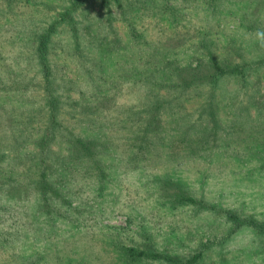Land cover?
I'll use <instances>...</instances> for the list:
<instances>
[{
    "label": "rangeland",
    "instance_id": "374dc122",
    "mask_svg": "<svg viewBox=\"0 0 264 264\" xmlns=\"http://www.w3.org/2000/svg\"><path fill=\"white\" fill-rule=\"evenodd\" d=\"M258 32L264 0H0V264H264L227 216L264 223Z\"/></svg>",
    "mask_w": 264,
    "mask_h": 264
},
{
    "label": "trees",
    "instance_id": "16d2710c",
    "mask_svg": "<svg viewBox=\"0 0 264 264\" xmlns=\"http://www.w3.org/2000/svg\"><path fill=\"white\" fill-rule=\"evenodd\" d=\"M40 42H41V49H40L39 53L41 54V59H42L41 61L44 62L46 59V53L48 51V48H47L48 37L46 39H44V38L41 39ZM49 84H50V81H48V86H49ZM50 92H51V90H50ZM50 97L52 98L50 100V104L53 107H56L57 98L53 95V93H50ZM70 138L71 139H69V140L71 142L72 147L75 148L77 146V143H79L83 147L82 149L86 153L87 157L92 158L93 159L92 161H95V157L97 156L96 146L98 145V143H96L93 139L82 140L81 137L73 135V134H71ZM95 138L100 139V141H101L102 135L97 134ZM51 139H52V135L50 134L49 137L44 138L43 142L48 144L47 142L49 140L51 141ZM43 153H45V151H43ZM44 158H46V157L42 158V162H44ZM43 190L45 191V193L50 190V187L48 186V184H44ZM177 201L180 204H184V203H188V202L193 203V204L198 203L197 199L190 197L189 195H186V194H182L181 196H179V198H177ZM227 216H229V220L233 223L234 228L238 229L240 227L248 226V227H251L254 230L260 232L264 236V223L257 222L254 219L252 220L253 217L252 218L243 217V216L236 214L234 212H228ZM130 252L132 254V257H135L136 259L141 258L145 254V253L140 252V251L135 250V249L130 250ZM148 256H152V257L155 256L157 258L163 259V260L170 262L172 264H195L196 261L201 256V253H198L197 255L192 257L191 259H187V260H182L179 257H173V256L159 254V253L150 254Z\"/></svg>",
    "mask_w": 264,
    "mask_h": 264
},
{
    "label": "clouds",
    "instance_id": "9594fccd",
    "mask_svg": "<svg viewBox=\"0 0 264 264\" xmlns=\"http://www.w3.org/2000/svg\"><path fill=\"white\" fill-rule=\"evenodd\" d=\"M258 38H260L262 41H264V32H258L257 33Z\"/></svg>",
    "mask_w": 264,
    "mask_h": 264
}]
</instances>
